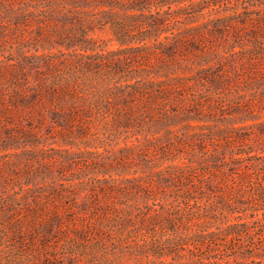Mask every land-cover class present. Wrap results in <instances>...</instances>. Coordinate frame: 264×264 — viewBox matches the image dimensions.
Listing matches in <instances>:
<instances>
[{
    "label": "trees",
    "instance_id": "1",
    "mask_svg": "<svg viewBox=\"0 0 264 264\" xmlns=\"http://www.w3.org/2000/svg\"><path fill=\"white\" fill-rule=\"evenodd\" d=\"M64 1L48 0L46 3L54 6ZM70 1L80 9L77 18H83L81 21L87 22L89 28L99 21L95 17L97 14L89 11L95 8L102 10V15L115 17L123 13L143 19L152 33L162 28L167 35L163 40L157 37L153 51L144 40H140L136 47L123 52L129 51L131 55L126 58L140 64L150 62L154 57L160 66L135 68L138 74L132 83L117 88L113 98L93 103L92 99L75 89L72 75L96 66L107 69L106 64L113 63L110 57L98 54L94 55L96 61H89L93 56L75 53L72 55L75 59L61 60L60 57L49 59L50 55L45 54L36 57V62H22L11 67L7 81H0V128L13 125L19 119L27 122L36 120L40 125L50 121L66 135L75 127L81 130L87 119L102 116L112 118L123 128H134L140 122L146 123L149 130L166 126L169 134L172 125H180L187 120L202 122L206 115L201 116L200 112L212 114L223 108L220 103L228 98L230 91L219 90L227 81L229 64L232 63L230 55L236 57L233 64L244 63L245 53L249 52L244 42H230L233 37L231 29L235 26L234 30H238L236 35H239L240 30L236 27L247 20L241 21L243 14L211 17L223 0ZM198 17H203V21H198ZM181 21L198 24L185 25L184 29L175 28ZM118 41L122 45L129 43L123 38ZM37 64H43L45 70H39ZM193 70L197 72L193 73ZM28 77H32L34 83ZM203 83L208 88H197ZM203 95L216 101L202 100ZM262 101L264 99L256 103ZM228 115L230 113H222V119L217 120H226ZM186 126L193 127L190 124ZM186 126L176 132L168 147L160 150V144L156 143L158 139L149 138H144L139 144L121 147L119 165L124 172L128 171L126 166L133 153L148 159L144 161L148 171L136 172L138 175L131 179L106 177L110 170L117 168L116 164L103 167L100 171L104 175L102 179L86 183L79 179L55 180L51 184H35L28 188L27 192L33 194L24 199L29 207L28 230L36 233L41 228L43 231L41 236L31 235L29 242L40 238L38 252L42 254L44 251L49 257L48 252L51 249L57 252V249L49 248L53 242L50 243L48 235L63 241H89L95 237L99 241L102 232L111 228V221L120 220L123 229L132 222L135 205L127 200L130 194L141 192L140 185L146 187L165 181L172 183L192 206L166 228L168 235L165 241L177 250L176 256L181 257L182 263L221 264L213 256V245L222 238H230L236 240L235 246L240 249L241 239L245 237L250 243L241 253L243 256L236 257L237 262L264 264V148L260 147V142L264 141V123L238 126L232 118L223 128H201L199 150L193 146L197 134L188 133ZM62 162L59 161L60 170L66 163ZM82 194L90 197L91 201L79 203ZM151 213L140 222L158 230L156 222L164 216L158 210ZM180 226L183 227L180 229ZM259 241L263 244L260 245ZM206 245L210 248L204 254Z\"/></svg>",
    "mask_w": 264,
    "mask_h": 264
},
{
    "label": "rangeland",
    "instance_id": "2",
    "mask_svg": "<svg viewBox=\"0 0 264 264\" xmlns=\"http://www.w3.org/2000/svg\"><path fill=\"white\" fill-rule=\"evenodd\" d=\"M46 1L48 0H0L1 83L7 81L12 66L26 61L36 62L38 56L49 54V59L60 57L61 60H67L75 59L72 56L75 53H85L93 56L89 61H96L94 55L102 54L113 61L111 65L106 64L107 69L96 66L91 70L81 69L72 75L75 89L94 103L104 98H113L117 88L132 83V79L138 74L135 68L160 66L154 57H151L150 62L140 64L130 57L126 58L131 55L129 51L123 52L136 47L140 40H144L150 47L149 50L153 51L157 37L163 40L167 35L162 28L152 33L143 19L125 16L123 13L115 17L102 15V10L96 8L89 11L96 13L95 17L99 21L89 28L87 22L81 21L83 18H77L80 9L72 5L70 0L54 6L48 5ZM219 4L211 17L237 16L241 13V21L247 19L240 27H236L240 30L239 35H236L238 30H234L235 26L231 29L233 37L230 42H244L248 46L246 51L249 52L245 53L244 63L233 64L236 57L230 55L232 63L229 64L227 81L219 90L229 89L230 94L220 103L223 106L220 110L212 114L200 112L199 115H206L202 122L187 120L186 123L172 125L169 134L166 126L152 127L149 130L146 123L140 122L134 128H123L112 118L102 116L85 119L81 130L75 127L66 135L60 133L62 130L50 121L40 125L36 120L27 122L19 119L6 128L1 126L0 264H43L44 261H47L46 264H184L181 257L176 256L177 250L165 241L168 235L166 228L171 227L176 218L184 216L185 211L192 206L170 182L160 181L157 185L151 183L146 187L140 185L141 192H134L127 199L135 205L130 225L128 223L123 229L120 220L111 221V228L102 232L99 241L97 237L89 241H63L62 238L48 235L50 243L53 242L49 248L57 249V252L51 249L49 257H46L44 251H41L42 254L38 252L40 238L29 242L31 235L41 236L43 231L41 228L36 233L28 230L30 225L26 223V219L29 207L25 205L24 199L33 195L27 191L35 184L40 186L67 179H79L86 183L102 179L104 175L100 171L103 167H111L110 165L114 167L117 164V168L110 170L106 177L115 176L121 180L137 176L136 172H147L144 161L148 159L144 160L137 152L132 154L129 165L126 166L128 171L124 172L119 165L122 160L121 147L125 144H139V141L149 138L158 139L156 143L160 144V150L168 147L174 141L176 132L183 127L185 129L188 124L193 127L186 126V131L191 135L197 134L193 146L199 150V139L203 133L201 128H223L227 120L231 122L232 118L238 126L264 123V102L256 103L257 100L264 99V0H223ZM202 18L198 17V21H203ZM181 22L175 28L184 29L185 25L198 24ZM255 31H258L257 35H253ZM121 37L129 43L120 44L118 39H122ZM84 48L86 50L83 51ZM36 67L45 70L43 64H37ZM192 72L196 73L197 70ZM2 73L7 74L4 76ZM28 79L34 83L32 77ZM197 88L205 90L208 86L203 83ZM203 96L202 100L206 99L211 103L216 101ZM222 113L230 115L226 120L218 121L217 118L222 119ZM254 131L259 132L257 128ZM260 145L264 148V141ZM148 156L153 160L150 154ZM184 156L187 157L185 154ZM60 160L61 163L66 161L61 170ZM86 200L91 201L90 197L82 194L78 202ZM102 201L105 202L104 199ZM154 210L160 211L164 216L161 221L156 222L158 230L140 222ZM236 243L234 239L222 238V241L213 245V256L221 264H240L236 257L243 256L241 253L248 248L250 242L243 237L240 249L235 246ZM259 244L263 243L259 241ZM209 248L207 245L204 247V254Z\"/></svg>",
    "mask_w": 264,
    "mask_h": 264
}]
</instances>
